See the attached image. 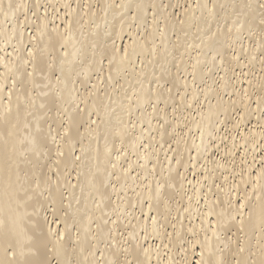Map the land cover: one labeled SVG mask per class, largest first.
<instances>
[{
  "label": "bare ground",
  "instance_id": "6f19581e",
  "mask_svg": "<svg viewBox=\"0 0 264 264\" xmlns=\"http://www.w3.org/2000/svg\"><path fill=\"white\" fill-rule=\"evenodd\" d=\"M0 264H264V0H0Z\"/></svg>",
  "mask_w": 264,
  "mask_h": 264
}]
</instances>
